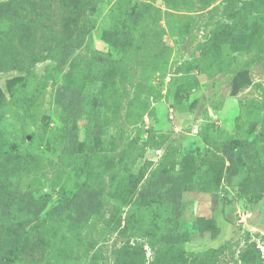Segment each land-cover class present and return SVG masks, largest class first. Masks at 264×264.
<instances>
[{"label": "rangeland", "instance_id": "rangeland-1", "mask_svg": "<svg viewBox=\"0 0 264 264\" xmlns=\"http://www.w3.org/2000/svg\"><path fill=\"white\" fill-rule=\"evenodd\" d=\"M262 14L264 0H0L1 237L40 224L38 264H117L121 247L150 263L183 233L187 264L215 249L213 264H255L264 193H238L264 155L247 144L264 127V31L246 51L206 50ZM230 141L239 165L204 188ZM179 175L169 210L151 192Z\"/></svg>", "mask_w": 264, "mask_h": 264}, {"label": "trees", "instance_id": "trees-1", "mask_svg": "<svg viewBox=\"0 0 264 264\" xmlns=\"http://www.w3.org/2000/svg\"><path fill=\"white\" fill-rule=\"evenodd\" d=\"M253 21L254 22L252 23H249L248 21L244 22L241 26L233 27V29L227 28L226 26H220L214 31L206 51H211L212 54L217 57L218 52L225 44H228L229 49L232 51L248 50L252 47L255 41L260 38L262 32L264 31V14L259 16L256 15ZM40 59L41 58H36L35 60L38 61ZM219 63L227 64L228 60L225 59ZM262 140H264V127H261L253 135L251 140L248 141V147L253 146L257 141ZM230 142L225 148V156H217L216 160L210 161L208 169L209 175L207 174L209 178H206L204 188H208L214 183L217 185L224 173H229L233 165H239V160L237 161L239 157V153L237 152L240 150L239 145ZM3 147L5 148L6 156L15 154L13 150L16 149L15 144L4 142ZM243 151L241 154H243ZM258 158L260 162L256 172L252 173L249 171L246 173V177L240 183L241 189L238 193V196H242L253 203H257L262 198L264 193V155L259 154ZM227 162L228 164H226ZM162 173L165 175L164 171H162ZM129 178L131 179V182L128 186V191L131 192L133 196L135 194L136 183L142 179V176L138 174H130ZM188 183L189 182L186 178H182L179 175L177 178L173 179V186L169 189L168 194L163 192V189L152 191L151 194L159 196V199L164 201L167 205V209L173 210V205L177 204V197L173 190L178 186V193L180 190L186 189ZM46 220V218L43 219V221ZM37 229L38 236H36V240L33 242L34 239L32 237V233ZM43 231H45L44 228L42 229L40 224H37L35 227H32L30 230L24 232L21 238L17 241H10L8 238L3 239L0 235V264H15L18 260L27 264H38L41 260L36 256L35 247L44 249V246L50 240L49 237H46V235L43 234ZM182 236L183 233H176L171 236V242L167 244L164 249H160L158 256H156L150 263L142 261L144 251L135 247L119 248V254L117 255L118 260L116 262L117 264H187V257L184 255L183 248L178 245V240ZM162 237H164V235ZM25 248H30L27 260L22 258ZM217 251L218 250L215 249L205 253L204 259H202L198 264H213ZM241 258L245 260L244 254L241 255ZM255 264H264V256L259 258Z\"/></svg>", "mask_w": 264, "mask_h": 264}]
</instances>
